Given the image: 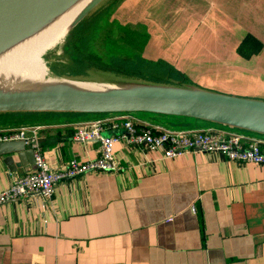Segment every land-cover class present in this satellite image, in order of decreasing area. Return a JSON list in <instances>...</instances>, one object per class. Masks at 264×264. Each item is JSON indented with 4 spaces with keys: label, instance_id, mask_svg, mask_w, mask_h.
Returning <instances> with one entry per match:
<instances>
[{
    "label": "crops",
    "instance_id": "obj_1",
    "mask_svg": "<svg viewBox=\"0 0 264 264\" xmlns=\"http://www.w3.org/2000/svg\"><path fill=\"white\" fill-rule=\"evenodd\" d=\"M111 19L145 35L143 61L186 83L155 84L264 101V0H118ZM108 114L11 111L0 114V135L24 129L58 170L98 157V141L72 135ZM132 116L169 129L209 125ZM112 153L114 172L63 180L50 200L32 195L1 205L0 264H264V165L217 153L168 158L122 139ZM8 156L18 161L0 154V192L26 170H10Z\"/></svg>",
    "mask_w": 264,
    "mask_h": 264
},
{
    "label": "water",
    "instance_id": "obj_2",
    "mask_svg": "<svg viewBox=\"0 0 264 264\" xmlns=\"http://www.w3.org/2000/svg\"><path fill=\"white\" fill-rule=\"evenodd\" d=\"M75 0H0V49L30 32ZM102 0L90 5L70 28ZM95 90L54 88L0 92V112L69 111L81 113L151 112L185 116L264 134V101L202 89L130 82ZM26 140L0 141L10 170L34 169V149Z\"/></svg>",
    "mask_w": 264,
    "mask_h": 264
},
{
    "label": "built area",
    "instance_id": "obj_3",
    "mask_svg": "<svg viewBox=\"0 0 264 264\" xmlns=\"http://www.w3.org/2000/svg\"><path fill=\"white\" fill-rule=\"evenodd\" d=\"M108 115L80 123L72 135L77 141H98V157L84 161L71 159L58 170L49 168L37 143L27 137L24 129L0 135V141L26 140L27 144H31L35 165L33 170L14 178L9 188L0 192V206L32 195L50 200L55 186L63 180L88 172H114L116 166L113 162L112 146L118 139L127 144L158 150L168 158L185 152L217 153L237 163L264 165V134L215 122L201 128L169 129L157 124L139 123L129 112ZM106 128L121 129L123 132L105 136L103 131Z\"/></svg>",
    "mask_w": 264,
    "mask_h": 264
},
{
    "label": "rangeland",
    "instance_id": "obj_4",
    "mask_svg": "<svg viewBox=\"0 0 264 264\" xmlns=\"http://www.w3.org/2000/svg\"><path fill=\"white\" fill-rule=\"evenodd\" d=\"M113 1L102 0L70 28L56 46L46 51L43 55L47 67L45 77L110 87L127 86L130 82L186 84L174 78L177 76L172 77L170 72L167 76L160 75L162 67L156 62L142 60L143 47L139 51L138 45H134L136 36L128 35L111 20ZM137 113H146L162 123L176 116L129 112Z\"/></svg>",
    "mask_w": 264,
    "mask_h": 264
},
{
    "label": "bare ground",
    "instance_id": "obj_5",
    "mask_svg": "<svg viewBox=\"0 0 264 264\" xmlns=\"http://www.w3.org/2000/svg\"><path fill=\"white\" fill-rule=\"evenodd\" d=\"M97 0H75L42 24L0 49V92L54 88L95 90L110 86L46 78L43 55L56 46L80 15ZM59 47V46H58Z\"/></svg>",
    "mask_w": 264,
    "mask_h": 264
},
{
    "label": "trees",
    "instance_id": "obj_6",
    "mask_svg": "<svg viewBox=\"0 0 264 264\" xmlns=\"http://www.w3.org/2000/svg\"><path fill=\"white\" fill-rule=\"evenodd\" d=\"M117 4H118V1H116V0L113 1V5H111V8H115ZM112 21H113L114 24L118 25V27H120L123 31H125L128 35H133L134 34L136 36L135 40H136L137 43H135L134 45L135 46L138 45L139 51H141V48L143 47L144 42H145V35H143L142 33L138 32V31L131 30V29L127 28V27H124V26L120 25L119 23H117L114 20H112ZM136 55H138L140 57L139 54H136ZM5 113H10V112H1L0 114H5ZM24 113H27V112H24ZM102 114H105V113H102ZM198 120H201V119H198ZM202 121H206V120H202ZM207 122L213 123V122H210V121H207Z\"/></svg>",
    "mask_w": 264,
    "mask_h": 264
}]
</instances>
